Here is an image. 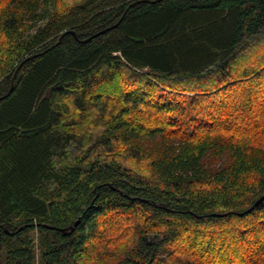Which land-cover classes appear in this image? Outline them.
Wrapping results in <instances>:
<instances>
[{"label": "trees", "instance_id": "16d2710c", "mask_svg": "<svg viewBox=\"0 0 264 264\" xmlns=\"http://www.w3.org/2000/svg\"><path fill=\"white\" fill-rule=\"evenodd\" d=\"M263 194L264 0H0V264H264Z\"/></svg>", "mask_w": 264, "mask_h": 264}, {"label": "water", "instance_id": "95a60500", "mask_svg": "<svg viewBox=\"0 0 264 264\" xmlns=\"http://www.w3.org/2000/svg\"><path fill=\"white\" fill-rule=\"evenodd\" d=\"M104 31H105V30H102V31H100V32H98V33H96V34L90 36L89 38L83 39V40H81V41H82V42L88 41L89 39H92V38L98 36L100 33L104 32ZM71 32H72L73 34H76V32H75L74 30H72ZM63 35H64V34H63ZM59 41H60V40H59ZM34 56H35V55L28 56V57L25 59V61L28 60V59H30V58H33ZM22 63H23V62H22ZM15 75H16V74H15ZM14 80H15V76L13 77L12 85H11V88H10L9 93H11L12 90H13V87H14ZM260 206H264V194H263L260 198H258V199L255 201V203H254L250 208H248L247 210H245L242 214L249 213V212L253 211L255 208L260 207ZM79 222H80V218H78V219L74 222V224L70 225L69 227L63 228L62 230H63L64 234H70V233H72V232L74 231L75 227L79 224ZM151 237H158V238H160L158 235H151V236L149 237V239H150ZM149 239H148V243L151 244L152 242H151Z\"/></svg>", "mask_w": 264, "mask_h": 264}, {"label": "rangeland", "instance_id": "374dc122", "mask_svg": "<svg viewBox=\"0 0 264 264\" xmlns=\"http://www.w3.org/2000/svg\"><path fill=\"white\" fill-rule=\"evenodd\" d=\"M149 240H150L152 243H158V241H160V238H158V237H151Z\"/></svg>", "mask_w": 264, "mask_h": 264}]
</instances>
